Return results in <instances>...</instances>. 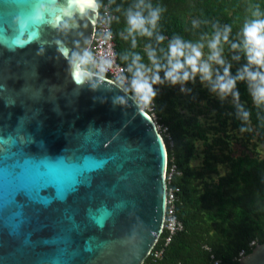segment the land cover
<instances>
[{"label": "water", "instance_id": "1", "mask_svg": "<svg viewBox=\"0 0 264 264\" xmlns=\"http://www.w3.org/2000/svg\"><path fill=\"white\" fill-rule=\"evenodd\" d=\"M91 0H0V264H143L168 154L117 82L79 85ZM130 95V94H127ZM238 264H264V243Z\"/></svg>", "mask_w": 264, "mask_h": 264}, {"label": "trees", "instance_id": "2", "mask_svg": "<svg viewBox=\"0 0 264 264\" xmlns=\"http://www.w3.org/2000/svg\"><path fill=\"white\" fill-rule=\"evenodd\" d=\"M133 3L110 0L111 11L119 18L111 28L117 61L124 69L132 53L149 64L146 46L156 48L159 56V49L174 35L195 41L203 34L211 35L217 22L221 27L232 26L229 45L239 43L240 27L251 15L249 6L259 5L264 11V0H152L166 8L159 29L166 39L157 45L154 38L138 37L133 48L120 35L125 27L123 10ZM192 20L200 21V26L193 29ZM229 45L224 46V54L235 75L245 60L242 54L240 60H233L237 53ZM124 54L128 60L121 58ZM160 75L163 78V72ZM184 87L182 92L180 86H158L152 107L166 144L168 170L176 167L170 185L178 188L174 205L183 229L160 258L148 256L143 264H238L264 243V154L258 148L264 145V110L252 108L245 85L238 84L241 103L252 111L251 130L241 132L248 125L237 119L230 98L221 102L198 79ZM197 159L200 163L193 165ZM163 237L164 233L155 249Z\"/></svg>", "mask_w": 264, "mask_h": 264}, {"label": "clouds", "instance_id": "3", "mask_svg": "<svg viewBox=\"0 0 264 264\" xmlns=\"http://www.w3.org/2000/svg\"><path fill=\"white\" fill-rule=\"evenodd\" d=\"M101 6V0H91L90 5H86L94 15H98ZM249 8L251 15L240 27L239 43L232 42L229 45L232 26L221 27L217 22L212 24L211 35L203 34L195 41L174 35L166 46L159 49V56L156 48L146 46L149 64L143 63L138 53H132L131 62L123 70L131 74L130 78L122 73L117 76V87L126 94L118 99L125 103L130 100L142 109L149 108L157 96L158 86H180L183 92L185 85L195 83L198 79L201 86L221 102L230 98L236 109L237 119L248 125L241 127L240 131H250L252 111L241 103L238 84L245 85L252 108L264 110V11L259 5H250ZM117 11H121V8L117 7ZM165 12L163 5L153 4L152 0H134L133 4L123 10L125 27L120 33L121 38L130 40L133 48L137 45L138 37L150 40L154 38L157 45H162L166 37L159 29ZM115 19L119 22L118 17ZM200 23L192 20V28H198ZM107 36L111 38L110 30ZM225 45H229L237 53L232 57L233 60H240L241 54L245 60L235 75L232 73L231 64L225 58ZM121 58L129 59L128 54ZM113 63L108 57L97 59L91 51L86 50L82 55L76 54L70 69L76 74L79 85L96 87L99 86L102 76L113 67ZM93 67L98 70L93 72Z\"/></svg>", "mask_w": 264, "mask_h": 264}, {"label": "built area", "instance_id": "4", "mask_svg": "<svg viewBox=\"0 0 264 264\" xmlns=\"http://www.w3.org/2000/svg\"><path fill=\"white\" fill-rule=\"evenodd\" d=\"M101 8L96 15V25L93 32V36L88 47V50L93 53L97 59H101L104 57H108L114 61L113 67L102 77L111 79L117 82V76L119 74H123L126 76V73L123 72L124 67L120 65L117 61L116 51H115V42L114 36L112 33V23L115 19V15L112 13L110 8V0H101ZM111 18V19H110ZM110 19V23H109ZM110 30L111 38L109 39L107 36V32ZM98 69L93 67V72ZM153 104L149 108H144L143 110L155 121L156 117L153 113ZM156 123V122H155ZM157 129L159 130L161 127L157 125ZM176 174V167L173 165L169 170L167 167L166 171V182H167V197H166V213L164 219V227L163 232L164 237L161 244L157 249L152 250L149 256H151L154 260L160 258L171 242V239L174 235L180 232L183 229L182 223L177 218L175 212V201H176V193L178 192V188L171 186V182L173 176ZM252 245L254 242L251 243ZM157 245V244H156Z\"/></svg>", "mask_w": 264, "mask_h": 264}, {"label": "rangeland", "instance_id": "5", "mask_svg": "<svg viewBox=\"0 0 264 264\" xmlns=\"http://www.w3.org/2000/svg\"><path fill=\"white\" fill-rule=\"evenodd\" d=\"M258 148L261 151V153L264 154V145H260ZM199 163H200L199 159L193 161V165H198Z\"/></svg>", "mask_w": 264, "mask_h": 264}]
</instances>
